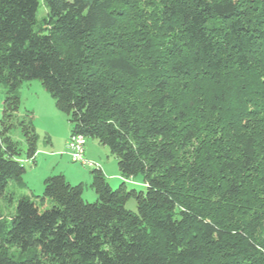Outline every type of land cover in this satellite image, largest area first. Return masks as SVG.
<instances>
[{
  "label": "trees",
  "instance_id": "trees-1",
  "mask_svg": "<svg viewBox=\"0 0 264 264\" xmlns=\"http://www.w3.org/2000/svg\"><path fill=\"white\" fill-rule=\"evenodd\" d=\"M40 1L48 21L37 25ZM242 1L159 0L170 37L157 51L107 44L113 0H0V198L11 180L25 188L19 142L8 135L14 122L27 159L36 153L30 115L17 117L19 86L32 80L71 134L108 148L123 180L112 189L92 165L96 201L87 203L81 184L47 177L38 203L20 197L0 226L20 250L0 249V264H264V234L238 219L264 197L254 190L264 183V104H245L246 78L262 72L253 63L264 4ZM137 50L140 58L130 56ZM137 175L145 191L127 190ZM131 198L136 212L125 208Z\"/></svg>",
  "mask_w": 264,
  "mask_h": 264
},
{
  "label": "rangeland",
  "instance_id": "rangeland-1",
  "mask_svg": "<svg viewBox=\"0 0 264 264\" xmlns=\"http://www.w3.org/2000/svg\"><path fill=\"white\" fill-rule=\"evenodd\" d=\"M242 2L250 10L264 4V0H243ZM159 10V0H113V13L117 17V23L115 28L107 34V44H111V42H113L112 44H120L121 42L122 46L127 47L131 43L136 44L139 48L149 45L154 46L155 50L158 51L161 46L166 45L170 37L166 28L160 24ZM47 21L48 10L43 1H40L36 14V24L42 25ZM257 49L259 52L254 57L253 64L262 72L260 76H257L255 69L246 78V83L252 84L248 91L250 102L245 103L248 107H253L254 104H264V69L260 68H264V44ZM141 54L143 53L137 50L135 54L132 53L130 56L140 58ZM18 94L17 117L18 120H21L22 118L27 119V115H30L35 133L33 147L36 153L33 161L27 159V141L22 136L17 123L14 122V126L8 135L12 140L19 142V159L23 160L26 170L19 182L25 188L17 187L15 180L9 182L5 195L0 198V226L9 223L14 214L16 201L20 197L26 196L38 203L39 197L44 191V180L52 175H64L67 182L73 186L81 184L83 186V199L87 203L96 201V195L90 187L91 166H85L81 162H72L67 154L66 143L72 133L73 126L68 122L66 115L56 108L51 95L37 80L23 82L19 86ZM3 100L4 91L0 87V119ZM224 115L223 118L229 116L225 113ZM85 143L84 159L101 168L112 189L118 188L123 180L119 177L116 157L110 153L108 148L96 140L86 138ZM261 162L259 173L264 176V155L261 156ZM107 173L114 176H106ZM256 174L257 172H253L247 179L256 176ZM252 186L253 184L250 183L249 188H253ZM263 186L264 183L259 184L254 187V190L263 193L264 196ZM125 187L127 190L135 192L145 191L143 176L137 175L125 181ZM10 196L12 201H10ZM125 208L131 212H136V200L134 198L129 199L125 203ZM238 217H240L238 219L242 224L249 220L250 222L253 221L257 226L256 236L261 237L264 234V197L256 206L248 204L246 212ZM0 249L8 251L15 257L20 252L15 245L6 243L2 236H0Z\"/></svg>",
  "mask_w": 264,
  "mask_h": 264
},
{
  "label": "built area",
  "instance_id": "built-area-1",
  "mask_svg": "<svg viewBox=\"0 0 264 264\" xmlns=\"http://www.w3.org/2000/svg\"><path fill=\"white\" fill-rule=\"evenodd\" d=\"M85 137L81 134H71L67 143H66V149L67 154L69 158L72 160V162H81L85 166H91L89 162H87L84 159V152H85ZM31 159L30 161H33ZM23 163V160H21Z\"/></svg>",
  "mask_w": 264,
  "mask_h": 264
},
{
  "label": "crops",
  "instance_id": "crops-1",
  "mask_svg": "<svg viewBox=\"0 0 264 264\" xmlns=\"http://www.w3.org/2000/svg\"><path fill=\"white\" fill-rule=\"evenodd\" d=\"M107 174H108V173H107ZM107 174H106V176H114V175H109V174L107 175ZM104 176H105V175H104ZM106 179H107V178H106Z\"/></svg>",
  "mask_w": 264,
  "mask_h": 264
}]
</instances>
